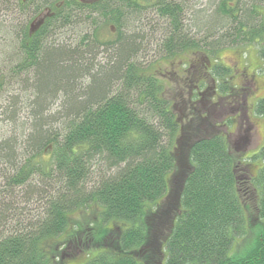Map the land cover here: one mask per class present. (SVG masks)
Masks as SVG:
<instances>
[{"label": "trees", "instance_id": "16d2710c", "mask_svg": "<svg viewBox=\"0 0 264 264\" xmlns=\"http://www.w3.org/2000/svg\"><path fill=\"white\" fill-rule=\"evenodd\" d=\"M191 1L0 0L2 12L34 14L24 31H0L17 45L1 68L0 116L16 127L26 110L19 145L0 139V264H264V147L248 193L225 138L182 129L138 60L161 20L163 57L213 55L240 39L259 44L264 61V25L254 23L264 0H221L227 18L186 20ZM254 113L264 117V99ZM77 213L99 216L85 225Z\"/></svg>", "mask_w": 264, "mask_h": 264}, {"label": "rangeland", "instance_id": "374dc122", "mask_svg": "<svg viewBox=\"0 0 264 264\" xmlns=\"http://www.w3.org/2000/svg\"><path fill=\"white\" fill-rule=\"evenodd\" d=\"M142 4L148 5L144 2ZM220 4L221 0H192L188 4L189 9L185 19L193 18V13L197 11H205L204 13L209 15L216 12L218 16L225 19L227 17L223 12L221 14L218 12ZM232 5L235 4L232 3ZM255 6L254 10L259 15L254 16L256 21L254 23L256 26H262L264 25L262 24V22L264 23V1ZM245 8H250L248 3ZM150 13L152 12L150 11ZM33 17L34 14H24L23 12L20 14V11L15 13L0 11V31H10L11 27H17L24 31ZM150 19L151 22L155 20L152 16ZM98 25L99 28L95 33L101 41L106 42L111 37L108 36V26L104 27L102 23ZM158 25H162L161 20H159V24H152L151 27H155L149 31L151 35L147 36V39L145 38V45L138 56L143 72L146 75H152L162 83L169 107L182 129L185 128V125L190 128L201 126L203 133L221 134L225 138L233 156L241 165V181L249 187V193L252 186L246 182L248 176H255L257 170L262 166V163L253 156L264 147V117L255 116L254 113L255 104L260 99H264V61L258 55L259 44H245L238 39L233 44L229 42L213 55L204 52L198 54L184 52L166 58L162 56L163 53L157 47L162 37ZM138 33L141 31L134 28V31L128 35ZM208 38L209 40H206L204 44L213 43L215 40L209 36ZM9 39L5 40L4 35H0V74L4 69L5 57H15L13 47H17V45L14 37H9ZM195 40L197 39L195 38ZM103 57L99 54L95 63H100ZM213 69L220 74V77L217 76V73H213ZM247 80H251V82L248 83ZM3 81L4 76L0 75V93L3 92ZM196 87H199V90ZM219 87H222V90L225 87L228 91L221 93ZM243 87L244 91H242ZM199 91L201 92L198 93ZM14 96L20 97L17 106L21 108L25 101L23 93L15 90ZM245 98L247 102L244 106ZM59 106L60 101H55L54 105L51 104L48 111L44 112V116L54 113L56 109H59ZM245 108H247L248 120L244 117ZM25 112L26 110H19L15 114L16 127L10 123L14 116H0V139H15L16 145H19L21 129H18V125L24 121ZM203 119L205 121H202ZM240 119L242 120L241 125ZM203 133L200 132V134ZM180 134V132L175 134V140L178 141L185 136ZM242 174L246 177H243ZM243 187L245 188V186ZM246 203L250 206L253 204L252 213H255L252 199ZM31 207L28 206L27 209H31ZM91 210L93 211L95 208L92 207ZM90 215L91 217H85L82 213H77L75 217L79 219L80 223L86 225L89 223V219L92 221L99 216V214ZM242 243L243 241L237 240L235 247L241 248Z\"/></svg>", "mask_w": 264, "mask_h": 264}, {"label": "flooded vegetation", "instance_id": "af4514ba", "mask_svg": "<svg viewBox=\"0 0 264 264\" xmlns=\"http://www.w3.org/2000/svg\"><path fill=\"white\" fill-rule=\"evenodd\" d=\"M80 2H82L83 4H85V5H88V4H92V3H94L96 0H79ZM203 67H204V65H203ZM248 81V83L249 82H251V80H247ZM196 89L197 90H199V87H196ZM242 91H244V87H243V89H242ZM201 91H199L198 93H200ZM245 95H246V93H245ZM244 101V106L246 105V98L243 100ZM246 112H247V108H245V110H244V117L246 118V120H248L249 119V117H248V115L246 114ZM241 119L239 120V122H240V125L242 124L241 123ZM248 124H250L249 122H248Z\"/></svg>", "mask_w": 264, "mask_h": 264}]
</instances>
